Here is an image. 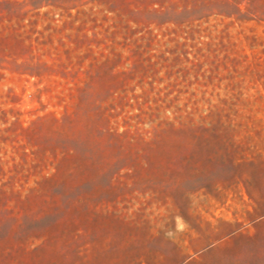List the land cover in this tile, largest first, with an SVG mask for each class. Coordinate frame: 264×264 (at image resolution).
<instances>
[{"label":"rangeland","instance_id":"obj_1","mask_svg":"<svg viewBox=\"0 0 264 264\" xmlns=\"http://www.w3.org/2000/svg\"><path fill=\"white\" fill-rule=\"evenodd\" d=\"M252 5L246 18L253 20L236 41L241 64L229 89L242 104L237 111L230 107L224 125L163 135L143 157L148 169L82 170L59 211L39 196L8 202L0 195V264H230L229 246L240 253L234 264H264V0ZM3 17L24 19L18 7L0 3V26ZM25 50L21 40L0 30V138L9 139L0 142L5 170L24 163L11 153L12 140L27 138L39 156L51 157L52 120L66 112L67 103L58 97L67 85L58 77H38L26 57L16 60ZM95 124L81 117L71 128L86 136L82 150L94 144L87 126ZM22 127L30 130L17 138ZM101 147L107 152L94 154L98 164L122 155ZM48 165L49 160L36 169L19 168L15 187H36L56 171Z\"/></svg>","mask_w":264,"mask_h":264},{"label":"trees","instance_id":"obj_2","mask_svg":"<svg viewBox=\"0 0 264 264\" xmlns=\"http://www.w3.org/2000/svg\"><path fill=\"white\" fill-rule=\"evenodd\" d=\"M0 3L16 6L24 15L16 22L3 17L0 26L3 34L26 46L16 60L26 57L25 64L38 77H58L67 85L66 94L58 97L67 103L66 112L52 120L51 157L39 156L27 138L10 141L14 158L24 163L5 170L0 162V195L8 202H27L35 195L52 201L59 211L82 170L148 169L143 157L163 135L188 126L211 132L209 127L224 125L230 107L237 111L242 104L240 94L229 89L241 64L237 42L253 20L246 15L255 0ZM40 25L43 29L37 31ZM81 117L97 123L87 126L94 144L83 150L86 136L71 132ZM29 130L22 127L15 134L23 139ZM102 144L122 155L96 163L94 154L103 150ZM82 158L90 163L82 164ZM48 160L53 174L42 176L36 187H15L19 168L47 166Z\"/></svg>","mask_w":264,"mask_h":264},{"label":"crops","instance_id":"obj_3","mask_svg":"<svg viewBox=\"0 0 264 264\" xmlns=\"http://www.w3.org/2000/svg\"><path fill=\"white\" fill-rule=\"evenodd\" d=\"M182 232H178V234H180ZM226 254L229 255V263L230 264H234V261L236 260V258L234 257L235 255H239L240 253H237V252H233L232 251V248L229 246L227 249H226ZM180 262V261H178Z\"/></svg>","mask_w":264,"mask_h":264}]
</instances>
